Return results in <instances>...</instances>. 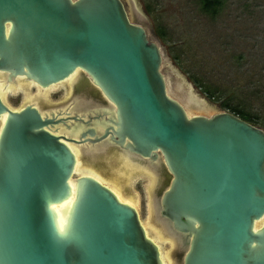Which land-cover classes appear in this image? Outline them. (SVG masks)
<instances>
[{
  "label": "water",
  "instance_id": "water-1",
  "mask_svg": "<svg viewBox=\"0 0 264 264\" xmlns=\"http://www.w3.org/2000/svg\"><path fill=\"white\" fill-rule=\"evenodd\" d=\"M133 15L122 0H0L7 81L47 89L77 71L67 104L0 98V264H163L137 210L74 175L67 143L148 166L175 264H264V130L178 99L162 47Z\"/></svg>",
  "mask_w": 264,
  "mask_h": 264
},
{
  "label": "rangeland",
  "instance_id": "rangeland-1",
  "mask_svg": "<svg viewBox=\"0 0 264 264\" xmlns=\"http://www.w3.org/2000/svg\"><path fill=\"white\" fill-rule=\"evenodd\" d=\"M122 1L129 18L135 20V11L150 40L162 47V70L172 78L171 91L178 99L192 102L207 115L229 112L220 106L228 100L258 117L256 126L264 130V0H220L215 14L204 12L199 0ZM195 81L217 92L216 99L210 100ZM1 91L7 104L16 108L40 105V98L47 108L73 100L68 85L45 97L32 85L14 89L0 82ZM78 102L82 105L86 99ZM85 167L79 165V173ZM127 184L126 201L136 207L149 236L162 246L167 264H173L172 244L152 223L148 175L134 173Z\"/></svg>",
  "mask_w": 264,
  "mask_h": 264
},
{
  "label": "bare ground",
  "instance_id": "bare-ground-1",
  "mask_svg": "<svg viewBox=\"0 0 264 264\" xmlns=\"http://www.w3.org/2000/svg\"><path fill=\"white\" fill-rule=\"evenodd\" d=\"M76 73H77V71L73 75H71L68 79H66L65 81H62V82H60L59 84H56V85H51L47 89H41L34 82H32V81H26V80H24V78H20V77H17L15 79L11 80V81H7L6 80V77L7 76L5 74H3V73H0V82H3V84H4L5 87L11 86L14 89L17 88V86H20V88L24 89V88H27L30 85H32V86H35L37 88V90L39 92H41L42 94H44V95L46 94V91L48 89H50L51 87L57 86V85H60V84H63V83L70 82L69 83V87L71 89V92H73V89H74L73 88V86H74L73 81L76 79ZM0 98L2 99V101L4 103L7 104V102L5 101V98H4V93L2 91L0 92ZM80 98H82V97L79 94L75 97V100L76 101L75 100L74 101H75V103H77V105H80L79 104L80 102H78ZM39 102L41 104L40 105L38 104L37 106H39L42 110H49L50 109V108L45 107V105L43 104L41 98L39 99ZM86 102H87V99H86ZM34 105H36V104H34ZM67 144L69 145L70 149L74 152V154L76 156V165H75V169H74V175L76 177L77 176H82V175H89V176L97 179L101 183L107 185L111 189H112V187H114V188L120 190L121 193H122V196L121 197L119 196L118 192H116L114 189H112L114 191V193L118 196V198L122 202H125V203L131 205L135 209H136V207L131 202L126 201L127 198H126V195L124 194V190L129 185V184H127L128 183V180H130V177H132L134 175V173H144V174L148 175V177H149V188L148 189H149V197H150V209H151V216H152V220H153L152 223H153L154 227L156 229H158L157 231L161 235V237L164 238V239H167L169 241V243L172 244V241L169 239V237L165 233L164 229L161 228L156 223V211H157V209H156L155 202H154L155 176H154V173L153 172L149 171L148 166H142V167L140 166L139 167L137 164H135V161H132V159L129 158L128 156L124 157L123 159L121 157H118L117 159L119 161L117 162V161L114 160V159H116V157H114V158L113 157L112 158L111 157H108L109 158L108 159L106 156H100V155L97 154V153H99V154L105 155L106 154L105 153V150L102 151V150L98 149L97 151H95L94 149H91L89 147L86 148V149H83V148L78 147L77 145H73V144H70V143H67ZM74 149L75 150L78 149L77 150L78 151V156H77V152ZM85 156H87V157H90L91 156L92 159L95 160V162H96V160H98L96 163H98L99 165H102L103 167H105V166L108 167L109 165H112V164L116 165V167H113L112 168L110 166L109 169L107 168V170H106L107 172L106 171H101V172L100 171H94L88 165H86L83 162ZM110 159H112V162L110 161ZM99 161H101L102 163H100ZM117 164H120V165L117 167ZM79 165H82V166L85 165L86 166L85 167L86 170H81L80 173H79ZM81 172L82 173L85 172V173L81 174ZM77 173H79V174H77ZM70 184L73 187V181L72 180L70 181ZM72 199H73V195L63 205L56 206L55 207V209L58 212V214H60V212L62 211V209H64V208L66 209V207H68V205L71 203ZM137 212H138V210H137ZM140 220H141V218H140ZM141 224L144 227L147 236L158 246L162 263L163 264H167V262H166V260L164 258V255H163V248H162V246L160 244H158L152 237L149 236L148 230L145 228V226L143 225L142 221H141ZM259 225H260L259 223L256 224L255 225V228L257 226H259ZM172 247H174L173 244H172ZM170 256L172 258V254L171 253H170Z\"/></svg>",
  "mask_w": 264,
  "mask_h": 264
},
{
  "label": "trees",
  "instance_id": "trees-1",
  "mask_svg": "<svg viewBox=\"0 0 264 264\" xmlns=\"http://www.w3.org/2000/svg\"><path fill=\"white\" fill-rule=\"evenodd\" d=\"M201 9L210 14H215L218 10V7L220 6L221 2L220 0H199ZM195 85L197 88H199L210 100H215L217 97V92H215L213 89H210L209 87H206L200 83H196ZM220 106L228 110L230 113H232L235 116H238L239 118L243 119L244 121L252 124V125H259L260 121L259 118L253 115L250 112H247L243 110L242 108H239L235 105H232L229 103L228 100L220 102Z\"/></svg>",
  "mask_w": 264,
  "mask_h": 264
},
{
  "label": "flooded vegetation",
  "instance_id": "flooded-vegetation-1",
  "mask_svg": "<svg viewBox=\"0 0 264 264\" xmlns=\"http://www.w3.org/2000/svg\"><path fill=\"white\" fill-rule=\"evenodd\" d=\"M69 83H70V82L63 83V84H60V85H57V86H53V87H51L50 89H48V90L46 91V94H45V95L42 94L41 92H39V91L37 90L38 93H39V94H37V95H40V96L45 97V96H47V94H48L49 92L56 91V90H58L59 88L65 87L66 85L69 86ZM74 150H75V149H74ZM77 150H78V149H77ZM77 150H75V151L77 152V156H78V151H77Z\"/></svg>",
  "mask_w": 264,
  "mask_h": 264
}]
</instances>
